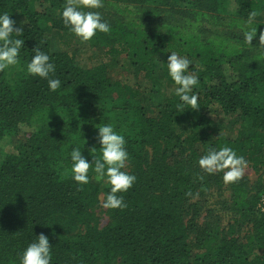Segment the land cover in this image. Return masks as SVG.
Returning a JSON list of instances; mask_svg holds the SVG:
<instances>
[{
  "label": "trees",
  "instance_id": "16d2710c",
  "mask_svg": "<svg viewBox=\"0 0 264 264\" xmlns=\"http://www.w3.org/2000/svg\"><path fill=\"white\" fill-rule=\"evenodd\" d=\"M62 4L0 0L24 40L19 63L0 71V143L16 144L0 153V264H19L41 233L52 247L50 264H264V179L229 183L223 226L209 209L202 216L211 191L220 195L222 172L197 163L209 148L227 145L256 173L264 169V0H103L95 10L111 30L83 42L112 64L90 68L52 51L54 39L65 48L80 40L63 24ZM250 11L257 16L247 24ZM252 27L250 45L242 30ZM37 46L55 65V91L26 72ZM173 50L199 78L197 109L178 110L175 92L160 91L174 85L161 63ZM120 57L133 86L108 76ZM211 104L237 126L232 137L207 117ZM103 123L124 135L123 170L136 176L118 193L122 209L102 206L106 178L90 169L89 182L78 185L70 175L73 147L90 161L100 154L96 125Z\"/></svg>",
  "mask_w": 264,
  "mask_h": 264
},
{
  "label": "clouds",
  "instance_id": "9594fccd",
  "mask_svg": "<svg viewBox=\"0 0 264 264\" xmlns=\"http://www.w3.org/2000/svg\"><path fill=\"white\" fill-rule=\"evenodd\" d=\"M103 6V0H63L60 17L69 31L82 41L91 40L97 32L108 33L111 25L102 17L98 10ZM257 16L256 11H250L246 20L252 24ZM22 28L15 27V21L8 12H0V71L19 63V53L24 45L20 38ZM243 39L252 45L257 36V27L242 30ZM258 47L264 48V31L259 34ZM30 60L26 62V72L30 75L47 80L49 90L55 91L61 86V80L52 78L55 65L50 55L35 47ZM167 74L174 84V92L178 97V110L197 109L198 96L194 87L198 84V76L191 71L192 63L185 55L173 50L167 56ZM98 128L99 155L88 160L82 155L80 147H73L70 152V175L78 185L89 182V170L98 177L106 178L110 190L105 193L102 206L105 209H122L127 207L124 196L118 193L127 192L136 181V176L124 171L129 153L125 147L124 135L118 132L112 123L96 125ZM96 148H92L95 150ZM199 167L206 173L222 172L225 184L239 180L247 167L248 161L230 146L211 147L206 154L198 159ZM51 246L47 235L41 233L30 242L19 255V264H50Z\"/></svg>",
  "mask_w": 264,
  "mask_h": 264
},
{
  "label": "rangeland",
  "instance_id": "374dc122",
  "mask_svg": "<svg viewBox=\"0 0 264 264\" xmlns=\"http://www.w3.org/2000/svg\"><path fill=\"white\" fill-rule=\"evenodd\" d=\"M52 51L62 50L66 51L69 54L73 55L75 59V63L80 67L90 68L96 66L102 62L107 63V66L111 65L110 61H107V58L103 56V51L100 48L89 49L85 47V43L82 40H77L76 44L71 46L70 48H65L62 46L61 41L58 39H54L51 45ZM108 76L113 80H121L125 83L133 86L135 85L137 79L133 77L132 71L129 68L127 62L120 57L119 61L114 64L112 67H108ZM162 94H168L169 92H174V85L170 87V89L165 90L164 87L160 88ZM157 97H154V99ZM206 115L210 119V121L218 127L219 131L226 133L227 136L232 137L236 133L237 126L232 122L229 116L224 115L219 111V108L215 104H211L207 110ZM15 143H9L7 140L2 141L0 143V153L3 151L9 152L15 149ZM262 172L256 173L250 166L247 164L245 168L244 174L241 179L246 178L249 183H253L256 181L258 177H262L264 179V169ZM229 183L225 184L220 191V195L218 192L211 191V194L206 197L205 204L203 206V215H205L206 211L209 209L213 211L215 214L221 216L222 222L221 224L225 226L229 221V214L225 213L222 210L221 202L229 199ZM101 195H99V201L101 202ZM224 212L225 214H222ZM107 222V217L100 213L99 226L102 227Z\"/></svg>",
  "mask_w": 264,
  "mask_h": 264
},
{
  "label": "built area",
  "instance_id": "2783aa9c",
  "mask_svg": "<svg viewBox=\"0 0 264 264\" xmlns=\"http://www.w3.org/2000/svg\"><path fill=\"white\" fill-rule=\"evenodd\" d=\"M262 207H263L262 210L264 211V203H263Z\"/></svg>",
  "mask_w": 264,
  "mask_h": 264
}]
</instances>
